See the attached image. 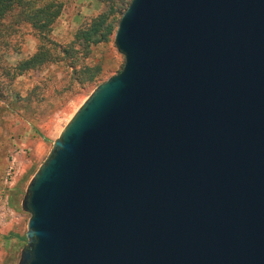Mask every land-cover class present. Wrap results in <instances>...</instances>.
Wrapping results in <instances>:
<instances>
[{"label": "water", "instance_id": "1", "mask_svg": "<svg viewBox=\"0 0 264 264\" xmlns=\"http://www.w3.org/2000/svg\"><path fill=\"white\" fill-rule=\"evenodd\" d=\"M113 43L27 185L18 264H264V0H131Z\"/></svg>", "mask_w": 264, "mask_h": 264}, {"label": "rangeland", "instance_id": "2", "mask_svg": "<svg viewBox=\"0 0 264 264\" xmlns=\"http://www.w3.org/2000/svg\"><path fill=\"white\" fill-rule=\"evenodd\" d=\"M57 1L62 12L51 37L62 45L103 11L99 0ZM0 39L6 42V46L0 45V264H18L26 245L21 238L29 220L21 209L27 185L63 128L95 88L81 93L77 87L66 90L69 70L60 64L14 79L7 77L4 70L33 54L38 40L27 25ZM87 62L102 64L107 71L105 81L120 71L124 58L112 39L107 45L95 47ZM12 203L17 210L11 207Z\"/></svg>", "mask_w": 264, "mask_h": 264}, {"label": "trees", "instance_id": "3", "mask_svg": "<svg viewBox=\"0 0 264 264\" xmlns=\"http://www.w3.org/2000/svg\"><path fill=\"white\" fill-rule=\"evenodd\" d=\"M99 2L103 11L78 28L69 43L62 45L51 37L54 24L62 12V5L57 0H0V38L4 34L15 33L17 27L27 25L38 40L35 52L5 69L6 76L14 79L49 65L60 64L69 70L66 90L77 87L81 93L105 82L103 78L107 71L102 64L87 61L95 47L112 41L119 20L131 0ZM1 44L6 46L5 40L0 39ZM35 132L43 138L38 131ZM43 140L47 142V139ZM11 207L17 210L13 203ZM21 240L27 242L26 236Z\"/></svg>", "mask_w": 264, "mask_h": 264}]
</instances>
